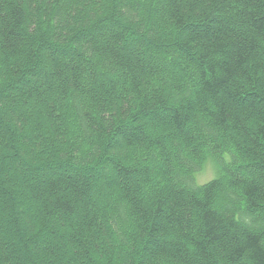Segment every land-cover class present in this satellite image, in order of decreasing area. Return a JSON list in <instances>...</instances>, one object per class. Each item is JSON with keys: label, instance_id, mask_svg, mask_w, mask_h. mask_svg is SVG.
Segmentation results:
<instances>
[{"label": "trees", "instance_id": "16d2710c", "mask_svg": "<svg viewBox=\"0 0 264 264\" xmlns=\"http://www.w3.org/2000/svg\"><path fill=\"white\" fill-rule=\"evenodd\" d=\"M68 1L0 0V86L11 76V82L0 91V106L15 86L27 90V75L36 76L37 41H42V50L70 51L75 56V64L68 63V67L51 59V76L60 88L56 91L47 79L45 94L54 92L57 102L45 104L42 98L46 96L33 90L22 99L12 97L13 107L0 111V204L16 220L23 219L25 210L36 211V219L27 217L35 223L30 240L45 247V254L35 262L27 243H21L18 236L23 235L21 226L13 219L0 220V264H264V229L259 225L264 189L253 180L224 182L247 165L264 181V0H163L166 16L161 29L166 35L175 31L176 37L171 44L155 42L149 48L169 59L171 69L179 75L176 83L129 54L123 42L128 34L136 36L130 28L121 26L122 34L97 41L101 23L112 22L106 11L109 1ZM123 4L121 8L139 18L131 20L140 32L151 13L148 2L128 0ZM44 25L56 27L57 32L41 31ZM89 32L92 40L77 50L74 45ZM138 33L140 38L143 34ZM169 47L189 63L179 65L172 51H164ZM86 51L92 58L93 76H98L100 67L109 74L127 73L120 77L124 97L116 94L113 82L98 84L93 77L90 89L82 90L85 74L80 64L85 62ZM188 70L200 78L198 89L193 90ZM85 94L89 99L84 102ZM29 101L34 103L30 107ZM17 105L23 111L17 114L13 129L5 118L16 113ZM42 107L44 120L37 111ZM53 119L58 124L48 131ZM127 121L140 125H124ZM117 124L129 132L117 131ZM143 125L154 126L156 136L144 134ZM23 129V143L17 144ZM197 130L202 134L194 136ZM47 133H51L49 137ZM113 133L124 150L121 160L115 162L117 179L105 185L106 204L96 213L91 211L96 206L91 195L93 164L87 159L99 158L112 140L119 145ZM91 142L96 151L89 147ZM171 145L177 156L172 163L168 155ZM27 149L28 159H39L35 165L20 156ZM158 159L163 167L154 177L147 161ZM10 160L33 171L52 167L81 175L37 179L30 171L13 167L12 177L3 172ZM207 161L213 164L215 177L199 184L196 176ZM154 179L164 182V187L151 183ZM116 181L126 184L120 198L112 189ZM20 183L26 188V206H19L23 194L12 189ZM151 184L155 188L148 196L142 187L149 190ZM224 188L228 202L233 203L216 209ZM234 189H240L242 197ZM114 201L113 210L108 204ZM113 229L120 232L115 242ZM12 234H17V243L10 241ZM103 236L110 243L108 249L103 246ZM42 237L46 243L41 242ZM92 253H99V260Z\"/></svg>", "mask_w": 264, "mask_h": 264}, {"label": "rangeland", "instance_id": "374dc122", "mask_svg": "<svg viewBox=\"0 0 264 264\" xmlns=\"http://www.w3.org/2000/svg\"><path fill=\"white\" fill-rule=\"evenodd\" d=\"M61 1H64V0H61ZM70 1H68V2H70ZM73 1H75V0H72V3H73ZM126 1L128 2V0H116V1L114 0V2H115V4H114L112 0H107L108 4H107L106 11L110 14L109 17L111 16V21L112 22L108 21L110 19L106 16L105 20H107L108 22L105 23V24L101 23L103 25L102 29H101L102 32L98 36L97 41L98 42H105L107 40V38H111L115 34H122L123 32H122V29H121L122 27L121 26H125V27L130 28L131 32L133 31V33L136 34V36L135 35L132 36V35L128 34L129 36L127 35L128 37L126 36V38L124 39V42H123V46H124V48H126L129 51V54L131 56L137 57L143 64L145 63L147 65L152 66L154 69L158 70L159 73H161L162 75H166L168 80H172V82L176 83V78H177L176 76H179V75H175L177 72L175 71V69H171V66H170V64L168 62L169 59H167V57H164V56H162L160 54H157V53L153 52L149 48L150 47L149 45H151V43L155 44V42L159 43L161 41H163V42L165 41L164 42L165 45L171 44V43H173V40L176 37L175 31L172 32L170 35H166L161 29L162 26H164L165 16H166L165 8H164V2H162L163 0H145L146 2H148L147 5H149L151 13L150 14L148 13L146 15V18L143 20V25L141 26L142 28H141L140 32H139V30H137L135 28V26L132 25V20H133V22H135L136 20H139V18H137V16H135V15L133 16L128 11H125L123 8H121V7L124 6L123 2H126ZM132 1H136V0H132ZM35 3L37 4V1ZM119 13H121L122 15H119ZM83 26L90 27L87 24H83ZM40 28H41V31H43V32L48 31V30H49V32L51 31L53 34L55 32H57V28L54 27V26L49 28V27L44 25V26H42ZM138 32L141 35L143 34L142 35L143 37L141 36L140 38H138L137 37L138 36L137 35ZM92 38H93V36H92V34L90 32L89 33H85L81 37L80 44L79 45H74V47H76L77 50L82 48V47H85V44H84L85 41H87L88 39L92 40ZM164 38H166V40H164ZM47 43L49 45H55L53 40L50 41V42L48 40ZM37 44L39 45V48L36 50L37 51V55H38L37 63H39V64H38V72H37L36 76H31V75H27L26 76V74H24L23 78H25V76H26V79H25V81H26L25 85L26 86L25 87H26L27 90L23 92L22 87H20V86L19 87L15 86L14 88H12L11 91L6 95V97H3L4 98V102H3L4 103V105H3L4 107L0 106V111L1 112L4 111V113H5V111H8L9 107L10 108L13 107V105L10 104V102H9V100L12 97L15 96L17 99H22L24 96L26 97V95L24 93L32 94L33 90H36L37 92L42 93V94H44L46 96V98L45 97L42 98L43 101H45V104H46V102H47V104H50L52 101H55V102L58 101L57 96H56L57 94H55L54 92H51L48 95L45 94V92H46V84L45 83H46L47 79H48V81H49V79L52 80L53 86H54L56 91H58V89L60 88L58 82H56V81L54 82V78L51 76V71H52V68H51L52 66H50L51 59L52 58L57 59L59 62L65 64L68 67V63H69L70 66L75 64V61H74V57L75 56L70 51H64V52H57V51L54 52L53 51L52 52L50 49L49 50L48 49L42 50L43 48L40 49V47H41L40 45L42 44L41 40L37 41ZM161 51H163V49H161ZM164 51L168 52V53L170 51H172L173 55H175V59L178 61V64L181 65L182 67H183V65H187V63H189L188 60L186 59V57H184L182 53H180V52L178 53L177 50H175L173 47H169L168 49H164ZM84 53H85V56H84V61L85 62L80 64V68H81L82 73L85 74L84 77H83V81L85 80L86 82L82 81V87H81L82 90L83 91H88L90 89V81H91V79L93 77L95 79V82L98 83V84L99 83L103 84L106 80L113 82L114 85L116 86V94L117 95L120 94V95L123 96L124 95V87L121 86L120 77L123 76L122 74L126 75L127 73L124 72L123 70H121V71H119L117 73L109 74V71L107 70V68L100 67V69L98 68V71H99L98 76H93V74L91 72V67L89 65V61L92 58H91L90 55H88L87 51L84 52ZM41 61H43V62H41ZM1 66H3V65H1ZM32 67L33 66H29L28 68L30 69ZM5 68H7V67H5ZM172 72L174 74H172ZM186 75L188 77L192 78V80H193L192 81L194 83L193 90L194 89H198L199 84H200L199 83V79L200 78L198 76H195L196 75L195 73L191 75L189 73V70H188ZM10 77H8V80H5L4 83L0 86V91L5 89L6 85L8 86L9 82H11L10 79H9ZM15 77H17V76H15V75L12 76V78H15ZM182 82L183 81L181 80L179 82V84L182 83ZM16 84H19V82H17ZM167 85L171 86L170 83H167ZM154 88H156V87L154 86ZM82 97L84 98L83 99L84 102H85L86 99H89L86 94L84 96H82ZM90 98H91V101L94 102L92 96ZM88 101L90 102V100H88ZM31 104H32V102L29 101V104H28L29 107L32 106L34 103L32 105ZM58 106L59 107L61 106V101L60 100H59V105ZM37 109H38L37 111L41 115V118L44 120V118H45V107H42L41 109L40 108H37ZM14 110H15L16 113H14L11 116H9L7 114V112H6L7 118H5V122L10 124L11 126L10 125L9 126L12 127L13 129H15V126H16V124H14V122L18 118L17 114H20L23 111L22 108H19L18 105L14 108ZM18 120H19V118H18ZM50 122L51 123L49 125V128H48L49 130L48 131L53 130V127L58 124V123L55 122V119H53V121H50ZM128 123L131 124L132 126L134 125V127H137V125L138 126L140 125V123H137L136 121L135 122L134 121L133 122L132 121L131 122L127 121V122L124 123V125H126ZM69 124L71 125V123H69ZM124 125L123 124L122 125L117 124V127H116L117 131L118 130L119 131L120 130H124L126 133H128L129 131L125 129ZM142 127H143V133L144 134H147V135L149 134L150 136H156V135H154V133H155L154 126L143 125ZM72 131L75 132V128L73 126H72ZM18 133L21 134V135H19V137H18L19 139L17 140L16 143L17 144H22L23 143L22 135L24 133V129L21 132H18ZM47 134H48V137H49V134H51V133H47ZM192 134L194 136L195 135L198 136V135H200L202 133L200 132V130L199 131L197 130L196 133H192ZM112 137H115V140L118 141L119 145L115 146V141L112 140V142H110L111 144H110L109 150L107 149L108 151H104L103 153H101L98 156L99 158H97V157L95 158L94 157V159H89V160L87 159V163L93 164L90 167L92 168L91 170H93L92 172L94 174L95 180H94V183L91 186V195H92L93 201H94L96 206L91 208V211H93V212L95 211L96 213L97 212L100 213V208L104 207L105 204H106V203L103 202L105 194H107V190H106L105 185H106V183L107 184L108 183L111 184V181L113 182V180L115 181V179H117V178H115V171L117 169V167L115 166L116 165L115 162L118 159L121 160V154H122V151L124 150L123 142L119 140L118 136L113 133ZM89 147H91L94 151H96L94 142L93 143L91 142ZM169 148H170V150L168 152V155H169V157L171 159V163H172V162H175V159H176L177 156H176L175 151L173 149L175 147H173V145H171ZM28 150L29 149L21 152L20 156L22 157L24 162L28 161L31 165H35L37 162H39V159H35V158L28 159L29 156H26ZM142 158H144L143 160H147L146 156H143ZM12 161L11 160L8 161L6 163L5 169H3L4 173H6V172L9 173V174L11 173L10 174L11 176H12V173H13L11 171L13 167H16L15 168L16 171H17V169L21 170L23 172H26V173H27V171L28 172L30 171L31 174L30 173L29 174L30 175H34L35 177H37V179L38 178L39 179L46 178L48 180H53L54 178H56L58 176L66 178V177H75L76 175H81L80 172L78 173V172H74L72 170H61V169L52 168V167H50L48 169H43L41 171L40 170L39 171H33L31 169H28L24 165L17 163L16 161H13V162ZM139 161L140 160H138V162ZM147 162L150 165L151 174L153 176L156 175L157 171L160 168L163 167L161 162H159V159L155 160L154 162H152V161H147ZM242 162H244V164L246 163L245 161L241 160V163ZM247 166L245 168H243V170L238 175L233 176L234 178L231 177L230 180L228 178L224 182L229 184V182L233 181L234 179H236L239 182H250V181L253 180V181H256L258 185H261V188L264 189V181H260L261 179L258 176V171L254 170L253 168L248 169ZM172 168H173V166H172ZM159 171L161 172V170H159ZM14 176H12V177H14ZM214 177H215V171H214V168H213V164L210 161H207V162H205L202 171L196 176V181L199 184H205V183L211 181ZM152 182H156V184H159V186L161 188H163L164 185H165L164 182L163 183H159L155 179L153 181H151V183ZM7 186H8V184H7ZM125 186H126L125 183L121 184L120 181L119 182L116 181V183L113 186L114 188H112L113 192H114V195H116V197L120 198V196L122 194V189ZM154 188H155L154 185L151 184L150 188H148L149 190H146L147 188L144 185L142 187V189L144 191L143 193L149 196V195H151V193L154 190ZM12 189L13 190H17V191H19V193L23 194V198H22V196H21V198L24 201L20 198L21 200H19V202H18L19 206L22 203L25 204L26 201H27V200L25 201V198H24L26 196V188H24L23 183L17 184V188H12ZM233 192H236L235 194L237 196L242 197L241 196V192L242 191H240V189H237V190L234 189ZM220 196H221L220 197L221 201H217L216 209L217 208H224L227 205L233 203L232 201L228 202L227 188H224V190L220 193ZM115 199H117V198H115ZM115 203L116 202L114 201V203L108 204V205H109V207L113 208V210H114V208L117 205V204L115 205ZM235 205H236V203H235ZM25 206H26V204H25ZM6 208H7L6 205H3V203L0 204V220H1V222L4 223L6 220L13 219V220H15V222H17V224H19L21 226V228H22L21 231H22L23 235H18L20 237V241H21V243H23L24 241H25V243H27L26 245L28 246L29 250L31 251V254L33 256V260L35 262H38L41 259V257H43V255L45 254V249H44L45 247H40V245L37 244V243L35 245V243H33L30 240V237L32 236V232H33L32 229L34 228L35 223L28 222V219H27V217L29 218V216H32V218L34 219V217L36 216V211H34V210L26 211L25 210L22 213L21 217H20V218H23V219L18 220V218H17V220H18L17 221L16 220L17 216H11V215L7 216V214L5 213V211H6L5 209ZM262 209L264 210V208H262ZM261 217H262L261 218V223L259 225H260L261 229L263 230L264 229V214L261 215ZM35 219H36V217H35ZM242 229H244V228H242ZM123 230L125 231L123 233H125L126 235L129 234L127 229L123 228ZM119 233L120 232H118L117 230L113 229V235H112L113 242H115V240H118V237L120 236ZM7 235H4L2 237L3 240H5ZM18 236H17V234H15V236L14 235L13 236H9L10 237V241H12L13 243H17V239H18L17 237ZM42 238H41V242L42 243L43 242L46 243V239L44 237H42ZM170 241L173 242L172 240H170ZM102 243L104 244L103 246L105 247V249H108L110 243H108V240H105V237H104V240L102 241ZM100 247L103 249L102 246H100ZM98 255H99V253H97V254L92 253L91 256H93V259L99 260V256ZM120 258L121 257L118 255L117 259H120ZM123 261H126V255L123 257ZM148 261H149V259H148ZM168 263L169 262H164L163 263L161 261H157L155 264H168ZM148 264H152L151 261H149Z\"/></svg>", "mask_w": 264, "mask_h": 264}, {"label": "bare ground", "instance_id": "6f19581e", "mask_svg": "<svg viewBox=\"0 0 264 264\" xmlns=\"http://www.w3.org/2000/svg\"><path fill=\"white\" fill-rule=\"evenodd\" d=\"M129 42V41H128ZM135 42V41H134ZM169 69V68H168ZM93 143V142H92Z\"/></svg>", "mask_w": 264, "mask_h": 264}]
</instances>
